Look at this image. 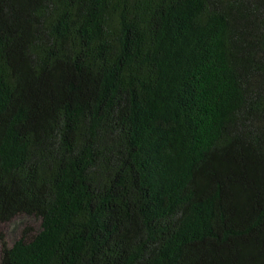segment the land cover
I'll return each instance as SVG.
<instances>
[{"label": "trees", "instance_id": "16d2710c", "mask_svg": "<svg viewBox=\"0 0 264 264\" xmlns=\"http://www.w3.org/2000/svg\"><path fill=\"white\" fill-rule=\"evenodd\" d=\"M0 264H264V0H0Z\"/></svg>", "mask_w": 264, "mask_h": 264}, {"label": "rangeland", "instance_id": "374dc122", "mask_svg": "<svg viewBox=\"0 0 264 264\" xmlns=\"http://www.w3.org/2000/svg\"><path fill=\"white\" fill-rule=\"evenodd\" d=\"M41 228V220L34 216L19 215L6 222H0V258L2 253V242L12 245L25 233H35Z\"/></svg>", "mask_w": 264, "mask_h": 264}]
</instances>
